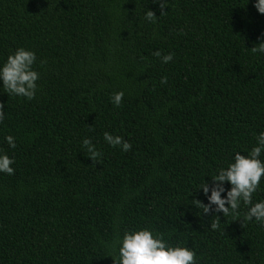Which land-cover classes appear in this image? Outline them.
I'll list each match as a JSON object with an SVG mask.
<instances>
[{
	"label": "trees",
	"instance_id": "16d2710c",
	"mask_svg": "<svg viewBox=\"0 0 264 264\" xmlns=\"http://www.w3.org/2000/svg\"><path fill=\"white\" fill-rule=\"evenodd\" d=\"M254 3L169 0L160 15L159 0H0V62L22 46L40 74L32 100L0 87V151L15 161L13 175L0 173V264H114L118 238L141 227L193 248L198 264H264V227L243 222L246 207L217 213L212 230V213L190 204L207 203L192 190L264 130V54L250 49L264 39V14ZM157 50L173 60L162 64ZM105 131L131 149L109 146Z\"/></svg>",
	"mask_w": 264,
	"mask_h": 264
},
{
	"label": "clouds",
	"instance_id": "9594fccd",
	"mask_svg": "<svg viewBox=\"0 0 264 264\" xmlns=\"http://www.w3.org/2000/svg\"><path fill=\"white\" fill-rule=\"evenodd\" d=\"M168 3L169 0H159L160 15L166 12L164 9L168 7ZM254 7L259 13L264 14V0H255ZM143 17L146 21L155 23L158 16L147 8ZM250 49L253 53L264 54V39ZM153 55L159 57L162 64L173 60L171 52L162 55L157 50ZM36 60L35 51L22 46L16 48L0 62V87L5 89L9 96L32 100L36 96L39 87L37 81L40 78L39 72L33 67ZM167 80V76H162L160 83L166 84ZM123 96V91L114 92L110 97L111 103L119 107ZM5 117L4 105L0 104V122ZM3 139L9 148L16 147L13 135H5ZM103 140L109 146L119 147L122 152H127L132 147L128 140L108 131L103 133ZM81 148L94 162L101 156L91 137L85 136L81 139ZM14 163L12 156L0 151V173L13 175L15 169L11 165ZM208 176L211 177V185L204 179V183L192 190V194L194 190H202L207 203L193 198L190 204L200 210V215L212 213L209 228L212 230L219 228L221 220L217 213H223L224 217L240 216L241 205L247 209L242 214L243 222L253 221L264 227V199L253 200V194L259 190L261 180L264 178V130L255 135V143L246 153L236 151L226 167L220 166L214 174ZM225 182L230 187L226 188ZM116 251L117 255L111 256L114 264H198L197 253L193 248L181 244L173 245L165 239L164 233L151 227L125 230L118 238Z\"/></svg>",
	"mask_w": 264,
	"mask_h": 264
}]
</instances>
